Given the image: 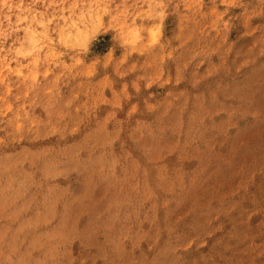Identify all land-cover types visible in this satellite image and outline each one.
Instances as JSON below:
<instances>
[{
	"label": "rangeland",
	"instance_id": "374dc122",
	"mask_svg": "<svg viewBox=\"0 0 264 264\" xmlns=\"http://www.w3.org/2000/svg\"><path fill=\"white\" fill-rule=\"evenodd\" d=\"M0 264H264V0H0Z\"/></svg>",
	"mask_w": 264,
	"mask_h": 264
}]
</instances>
